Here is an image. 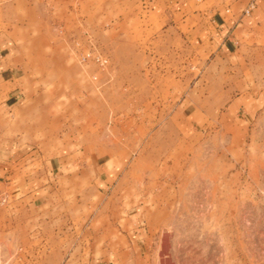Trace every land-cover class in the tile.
<instances>
[{
	"label": "rangeland",
	"instance_id": "374dc122",
	"mask_svg": "<svg viewBox=\"0 0 264 264\" xmlns=\"http://www.w3.org/2000/svg\"><path fill=\"white\" fill-rule=\"evenodd\" d=\"M174 1L0 0V264H264V38Z\"/></svg>",
	"mask_w": 264,
	"mask_h": 264
},
{
	"label": "crops",
	"instance_id": "0c3cea01",
	"mask_svg": "<svg viewBox=\"0 0 264 264\" xmlns=\"http://www.w3.org/2000/svg\"><path fill=\"white\" fill-rule=\"evenodd\" d=\"M255 2V9L251 15H244L243 10L247 7L249 2ZM180 3V4H179ZM176 0L164 6L165 8L174 9L184 7L180 2ZM179 4V5H178ZM186 5V4H185ZM180 6V7H179ZM163 8L159 2L152 3V9L156 11L158 8ZM186 7V6H185ZM174 16L176 13L173 12ZM172 15V14H171ZM201 22H207L212 25V28H208V35L206 40L209 45H216V59L224 60L229 59L230 57H236L242 60L241 51L244 49V44L248 42H253L258 44L260 39L264 38V32H260L264 26V0H238L231 6V9H227L225 12L209 11L203 12L201 17H198ZM11 47L9 44H3L0 46V108L2 107V93L5 91V84L10 83V79L6 80L5 76L11 71L8 67H5V57L9 53ZM8 81V82H7ZM15 93H9L8 100L11 101L15 99ZM8 152H16V149H13V144H10ZM16 161V160H13ZM73 165L63 164L59 165V168H72ZM39 195L38 191L33 192L32 194L25 195V200L34 201L45 200L46 195ZM36 195L39 197L37 198ZM35 196V197H34ZM49 200V199H48ZM32 204V203H31ZM42 205L48 206L47 203ZM32 208V205L30 206Z\"/></svg>",
	"mask_w": 264,
	"mask_h": 264
},
{
	"label": "built area",
	"instance_id": "2783aa9c",
	"mask_svg": "<svg viewBox=\"0 0 264 264\" xmlns=\"http://www.w3.org/2000/svg\"><path fill=\"white\" fill-rule=\"evenodd\" d=\"M255 7V2H252L250 7L246 10V15H249V13L253 10Z\"/></svg>",
	"mask_w": 264,
	"mask_h": 264
}]
</instances>
